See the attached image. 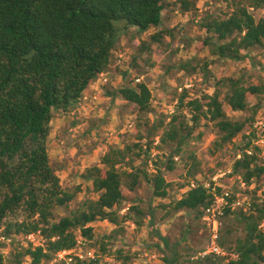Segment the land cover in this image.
Wrapping results in <instances>:
<instances>
[{
	"label": "trees",
	"instance_id": "16d2710c",
	"mask_svg": "<svg viewBox=\"0 0 264 264\" xmlns=\"http://www.w3.org/2000/svg\"><path fill=\"white\" fill-rule=\"evenodd\" d=\"M229 1L233 11L225 18L207 17L201 22L208 34L203 43L219 59L243 61L249 53L264 50V16L257 18L255 13L264 11V0ZM180 3L184 12L192 9L189 0ZM167 8V0H0V238L19 244L15 264H23L27 257L32 264L51 263L61 252L78 246L77 230L86 245L102 244V252L114 256L118 264L134 261L135 255L123 248L109 249L106 240L116 235L96 238L93 224L97 221L116 225L121 234L125 232L126 222L133 221L142 227L148 218L152 234L169 246L170 238L156 227L153 205L147 211L134 204L129 212L122 214L128 193L147 183L152 187L153 198H168L172 184L167 176L176 170L177 156L187 155L188 175L198 181L201 161L195 151H188V145L202 138L203 133L196 135L195 131L202 119L216 131L215 152L224 150L248 127H253V115L259 107L253 106V114L241 119L230 117L226 108L235 112L250 111V94H261L264 87L245 85L242 78H229L218 82L228 85L223 98L218 88L213 95L188 100L186 90L170 121L154 125L151 130L154 136L159 128L165 127L156 148L163 150L171 146L172 152L167 157L157 154L155 159V141L145 145L140 131L139 141L128 143L124 148L111 146L100 164L88 167L81 176L91 183L85 191L88 196L77 209L57 219L58 209L69 208L84 188L81 185L74 190L63 187L51 163L48 141L55 112L68 113L75 108L90 85L110 70L122 31L136 28L146 33L160 27ZM165 36L173 37L174 31H160L151 39L161 43ZM211 64L195 57L183 61L181 69L190 75L203 71L210 77ZM119 93L137 107L142 117L152 112L153 95L147 83L123 86ZM252 134L255 132L244 135L241 157L235 160L231 174L241 176L249 187L264 175V164L257 153L260 149L256 147L253 154L247 152L253 147ZM138 161L142 164L137 165ZM150 162H154V171L149 170ZM227 179L223 182L227 183ZM198 183L178 201L166 206L171 209L168 214L190 210L196 219L204 217L205 210L224 192L225 184L214 189L213 181L210 187ZM234 199L235 195L230 203ZM263 223L264 202L257 197L247 211L226 206L218 245L228 255L202 256L209 248V238L197 249L173 250L170 256L164 257V264H264ZM30 234H40L44 244L23 245L18 236L28 240ZM57 262L110 264L104 263L101 257L83 260L74 254ZM0 264H4L1 254Z\"/></svg>",
	"mask_w": 264,
	"mask_h": 264
},
{
	"label": "rangeland",
	"instance_id": "374dc122",
	"mask_svg": "<svg viewBox=\"0 0 264 264\" xmlns=\"http://www.w3.org/2000/svg\"><path fill=\"white\" fill-rule=\"evenodd\" d=\"M180 1L182 0H167L168 8L164 12L163 24L160 27L152 28L146 33H140L136 28L120 33V47L116 51L108 75L110 82L103 84L99 91L102 97L110 95L112 101L104 106L105 110H103L100 118H95L90 114L84 116L86 120L78 118L81 114L79 110L77 111V106L68 113L55 112L52 129L63 132L56 135V140L64 148L63 150H68L72 146L75 147V149L68 151L69 156L64 159L65 164L53 163L55 169L71 168L72 165L69 166L71 163L80 167L100 164L102 156L109 151L111 146L124 148L128 143L139 141V131L144 136L141 141L145 145L155 141L154 158L157 154L167 157L172 152L171 146H166L163 150L156 148L160 144V138L165 127L159 128L154 136H151V130L154 125H160L163 121L166 123L170 121V117L175 113L179 98L184 91H189V100L206 94L213 95L219 88L223 92V98L228 91V85L225 83L219 85L218 82L221 79L227 80L229 78H242L245 85L256 84L264 87L263 49L249 53V56L243 61H234L219 59L211 54L209 48L204 46L203 41L208 34L202 28L201 22L207 17L225 18L233 11L231 2L229 0H189L193 5L192 9L189 12H184ZM255 13L257 18L264 16V11ZM167 30H173L174 36H165L161 43L152 41L151 36L153 34ZM195 57L201 61L207 60L212 63L210 77H206L203 71L190 75L181 69L183 61L192 60ZM139 78L141 82L137 81ZM142 82L149 85L153 95V110L143 117L138 113L137 107L126 101L119 93L123 86H136ZM249 101L250 111L235 112L227 106L228 114L234 119L246 118L253 114L251 112L253 106L259 107V109L253 115V127H248L244 134L220 152L214 151L213 143L217 136L213 125L205 119L201 120L200 127L195 131L196 135L203 133L202 138L194 140L188 145V151H195L201 161L202 172L197 176L201 181L212 183L215 175L222 174L233 167L235 160L239 157L244 135H249L250 132H255L251 136V141L252 148L256 150L257 146L254 144V139L262 134V129H264V91L258 95L250 94ZM110 105L115 111L108 117L111 108L108 110L107 107ZM185 113L188 114V112ZM188 118H190L189 114ZM87 121L88 123L83 126L86 128L80 130V133L73 130L78 124L82 125ZM259 122H263L262 129L256 127ZM189 124L193 125L191 121ZM72 140L78 141L74 143ZM257 153L261 163L264 164V155L261 150H257ZM175 160L177 168L167 176L169 183L172 184L168 198H153L152 187L147 183H142L135 192L128 193V200L122 210V214H125L129 212L132 205L139 204L149 211L153 205L156 227L161 229L164 236L170 238L169 246L158 236L152 234V226L148 218L145 219L142 227H138L133 221L126 222L124 225L125 232L121 234H118L117 226L108 221H97L93 224L97 239H102L105 235L117 236L112 240H106V243L110 244L109 249L116 251L123 248L135 255V260L130 264H164V257L170 256L173 250L197 249L201 245L200 243L208 241L210 238L211 230L204 221V217L196 219L194 212L190 210L168 214L171 209L166 206L183 197L190 190L192 181H194L188 175L187 155L177 156ZM136 164L141 165L142 162L138 161ZM154 167V162H150L149 170L154 171ZM68 179L61 178L63 187L74 190L82 185L84 192L77 195V199L70 204L69 208L58 209L56 212L57 219L69 214L71 210L77 209L88 196L85 191L91 186L90 182L84 181L82 178L77 179L76 174L73 180L68 181ZM79 181L82 183L79 184ZM223 184H228V181L227 183L223 182ZM237 188L238 183L236 182L235 189ZM245 194L253 201L257 197L261 202H264V175L260 179H255L254 183L250 187L248 186ZM94 195L98 198L96 194ZM130 212L135 214V211ZM262 227L264 229V223ZM76 233L79 240L83 238L80 230H77ZM37 235L39 246L43 245L45 240L40 234ZM18 238L23 241L25 246L33 245L23 236H18ZM2 240L4 239L0 238V254L4 257V264H15L14 259L20 251L19 244L12 242L11 239ZM33 247L37 246L33 245ZM83 247L86 253L92 251L95 258L101 257L104 263L118 264L114 256L108 252L105 254L102 252V244L94 246L93 243V247L89 244ZM60 260L58 255L57 259L48 264H57L59 263L57 261ZM23 264H32V262L27 257Z\"/></svg>",
	"mask_w": 264,
	"mask_h": 264
},
{
	"label": "built area",
	"instance_id": "2783aa9c",
	"mask_svg": "<svg viewBox=\"0 0 264 264\" xmlns=\"http://www.w3.org/2000/svg\"><path fill=\"white\" fill-rule=\"evenodd\" d=\"M101 80L103 84L109 83V78L107 74H101ZM138 82H141V79H137ZM90 98L88 96H84L82 100H89ZM263 122H259L256 126L257 128L262 129ZM251 134V132H250ZM249 134V135H250ZM254 144L261 150V153L264 155V129H262V134H260L256 139H254ZM249 154H253L254 149L251 148L247 150ZM241 157V152L239 154V157ZM233 172V167L229 168L226 172H223L222 174H217L213 177V182L215 183L214 189H216V186H224L223 180L228 178V184L224 187V192L217 196L215 203L207 208L205 210L204 214V221L209 226V229L211 230L210 238L211 242L209 245V248L207 251L201 253L202 256H206L209 253H215L218 255H228L226 251H224L219 245L218 240L220 238V227L222 226V217L224 215V210L226 206H232L233 209L237 210H249L252 206V200L245 194V191L248 189L247 182L241 177V176H231ZM198 181H200V184L204 185L205 187H210L212 185L211 182L207 181H201L199 177H197ZM198 181L194 180L192 181V184L190 186L191 188H195L198 186ZM238 183V188L235 189V184ZM235 195V199L232 203H230V199ZM37 234H30L28 236V240L33 243L35 246H39V243L37 242ZM4 239V238H2ZM83 239V238H82ZM79 240L78 246L70 251H63L59 254V257L61 259H66L68 255H76L77 257L85 260L89 257L95 258V255L92 251H89L86 253L83 250V246H85V240L83 239ZM155 257V256H154ZM236 257V256H235ZM72 259L70 258L69 261Z\"/></svg>",
	"mask_w": 264,
	"mask_h": 264
},
{
	"label": "crops",
	"instance_id": "0c3cea01",
	"mask_svg": "<svg viewBox=\"0 0 264 264\" xmlns=\"http://www.w3.org/2000/svg\"><path fill=\"white\" fill-rule=\"evenodd\" d=\"M110 71V70H109ZM109 71L107 73H103V74H107L109 75ZM101 76L100 75L96 81L93 82V84L90 85V87L86 90L85 95L84 96H88L90 99L85 101V100H81V102L77 105V111H80L81 116L78 118H84V116H87V114H90L91 116L95 117V118H100L102 116V112L103 110H105V105L108 102L112 101V97L109 96H104L102 97L101 94H99L100 88L103 85V82L101 80ZM110 82V80H109ZM112 105H110L108 108V110L111 108ZM106 108V109H107ZM89 111V112H88ZM115 109L111 108L110 109V114L108 113V117L109 115L111 116V114H114ZM105 114V113H104ZM89 115V116H90ZM111 118V117H110ZM82 120H86L85 118ZM100 122V121H98ZM88 121L86 123H83L82 125L76 126L73 130L77 133H80V130H84L86 127H83L85 124H87ZM53 125V122H52ZM101 124H99V127ZM53 128V126H52ZM58 128V127H57ZM83 128V129H82ZM65 130V129H62ZM91 130V129H89ZM62 131H59L58 129H52L51 135L49 137V141H48V145H49V153H50V158H51V163L53 165L54 162H57V164L62 165V163L65 164L64 159L69 156L68 155V151H71L72 149H75V147H71L68 150H63L64 148L60 146V144L58 143V141L56 140V135H60ZM63 133V132H62ZM73 141V140H72ZM78 140H75L74 143H76ZM71 168L68 169H63L61 170V168H57V173L60 176V178H69L68 181L73 180L75 174L77 179H81L82 174L85 172L86 167H80L77 166L75 164H69V166H71ZM75 170V171H74ZM63 174V175H62ZM62 183V180H61ZM82 182L79 181V184H81ZM63 184V183H62ZM82 186V185H81Z\"/></svg>",
	"mask_w": 264,
	"mask_h": 264
}]
</instances>
